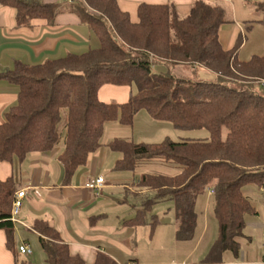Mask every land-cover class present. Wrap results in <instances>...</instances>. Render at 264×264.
Instances as JSON below:
<instances>
[{
  "label": "trees",
  "instance_id": "obj_1",
  "mask_svg": "<svg viewBox=\"0 0 264 264\" xmlns=\"http://www.w3.org/2000/svg\"><path fill=\"white\" fill-rule=\"evenodd\" d=\"M72 1L62 6L58 1L0 0V5L14 9L17 27L28 26L35 18L51 23L58 13L72 10L99 42L98 47L80 54L32 64L18 62L0 74L18 86L17 102L0 123V160L22 161L32 151H50L63 138L57 158L63 167V183L68 184L89 154L103 145L104 126L110 121L131 126L136 113L146 110L154 120L170 121L176 128H205L207 140L150 143L114 138L107 144L120 153L114 170L134 171L153 158L179 168L173 175L143 173L138 177L136 190L153 195L144 196L141 207L124 224L148 225L153 232L158 218L151 215L147 220L151 206L172 200L175 238L191 240L198 221L196 201L208 189L218 231L202 262L219 263L228 250L237 254L246 219L257 214L243 187H264V94L255 88L256 83L264 88V52L241 60L238 51L245 35L240 33L230 48L222 47L219 30L229 18L220 1L193 0L186 15L173 3H140L136 20L117 0ZM255 7L264 12V0ZM156 65L189 66L194 76L208 70L215 77L185 78L167 70L155 71ZM104 85H134L136 92L124 102H104L98 97ZM17 190L13 177L0 179V229L15 260L10 214ZM31 229L38 234L49 264H88L71 253L49 221L37 218ZM90 264L118 262L97 251Z\"/></svg>",
  "mask_w": 264,
  "mask_h": 264
},
{
  "label": "crops",
  "instance_id": "obj_2",
  "mask_svg": "<svg viewBox=\"0 0 264 264\" xmlns=\"http://www.w3.org/2000/svg\"><path fill=\"white\" fill-rule=\"evenodd\" d=\"M43 1L59 2L61 0ZM65 1L70 4L73 2L72 0ZM207 1H220L223 4L229 0ZM244 1L251 2L252 0ZM192 2L193 0H117L119 7L127 11L132 20L137 19L136 9L140 3H173L181 15H186ZM255 20L246 19L244 27L247 31L253 28ZM234 24H238V21H235ZM239 33L243 34L237 25H222L219 30L222 47L230 48ZM243 35H245V40L240 49L249 41L247 35ZM98 45L99 42L95 34L72 10L58 13L51 23H48L46 19L35 18L30 21L28 26L17 27L14 9L0 5V74L13 69L18 62L22 64L38 63L44 59L64 57L69 53L80 54L96 48ZM131 93V88L128 86L104 85L99 89L98 97L105 102L106 98H101V95H108L120 103L126 101ZM17 95L18 86L0 77V123L4 120L5 113L10 107L16 104ZM139 112L136 113L131 126H123L118 121H110L105 124L102 135L105 138L101 139L103 145L89 154L87 163L76 170L68 184L63 183V167L57 158L63 148V138L50 151H32L22 161L17 159H13L11 162L0 160V179L13 177L18 189L25 190L18 219L27 225L14 224L16 260L6 247L4 230L0 229V264H19L20 262L23 264L26 261L21 258L22 254L17 251V247L24 243L29 246L26 242L28 239L26 232L33 233L38 237V234L31 229L33 221L37 218L49 221L58 230L62 240L69 245L71 253L80 255L88 264L93 262L97 251L109 254L118 264L129 261L136 264L185 262L190 260L197 251L201 254L199 256L201 258L199 261L190 260L193 263L264 264V187L257 186L248 189L249 198L256 207L257 214L246 219L243 236L239 238L237 254L228 250L223 253L222 261L219 263L202 262L212 242H209L201 252L199 251L208 232V226L203 224L201 227L197 221L193 238L188 241H180L182 244H190L179 256L180 260H175L177 255L171 259L166 257L159 261L140 255L141 250H138L136 246L138 244L137 232L146 230L148 227L147 225L133 227L124 224V221L133 217L138 209L136 204L126 205L128 203L127 195L132 193L144 197L150 194V191L134 190L138 177L134 178L133 172L131 173L132 185L129 183L130 177L121 175L123 172L114 173L117 174V180L120 181L116 184L110 183L104 176L115 172L112 170V166L120 157L117 151L110 149L107 145L111 139L133 140L134 127L137 125L139 116H142L139 121L142 120L148 126H151L153 122H159L151 118L150 115L146 117ZM139 131L143 133L145 130L139 129ZM149 132L151 134V130ZM140 141L142 140L138 142ZM98 176L104 178V186L101 189L90 188L89 183ZM209 193L211 194V191ZM121 194L124 196L122 199ZM173 226L172 234L175 238L176 225ZM129 228H133L132 231H129ZM156 233V228L153 232L149 228L144 237L152 239ZM27 258L30 264H36V254L32 249Z\"/></svg>",
  "mask_w": 264,
  "mask_h": 264
},
{
  "label": "rangeland",
  "instance_id": "obj_3",
  "mask_svg": "<svg viewBox=\"0 0 264 264\" xmlns=\"http://www.w3.org/2000/svg\"><path fill=\"white\" fill-rule=\"evenodd\" d=\"M260 0H252L244 1V0H229L228 2H224L223 5L227 8L228 12V18L229 22H226L224 25L234 26L237 25L240 27L243 34L247 35V39L249 40L248 43L242 47L239 50V58L241 60H247L250 58L252 54H262L264 52V23L259 22L260 19H264V12L259 11L256 9L255 4ZM62 3V6H66V1L61 0L59 1ZM246 19H256L253 22V28L250 30H246L244 27L246 24ZM231 20V21H230ZM235 21H238V24H234ZM243 29V30H242ZM245 40V38H244ZM262 46V49H261ZM45 60V59H44ZM43 61V60H42ZM40 61V62H42ZM155 71H169L171 74L182 76L185 78H192V79H204V80H214V74L212 72H209L208 70H199V74L197 73L196 76L191 73V68L189 66H185L183 68H170L165 65H156L154 67ZM132 93L134 94L136 92V88L134 85L130 86ZM255 88L257 91L264 94V88L260 84H255ZM101 98H106L104 100H107L105 102H117L114 97H110L108 95H101ZM103 101V100H101ZM142 115H145L148 117V112L146 110H140L139 112ZM140 117L137 118V125L134 127V139L133 141L138 142L139 140H142L140 142H150V143H156L161 142L165 139L170 140H184V139H201V140H207L209 138V132L205 128H195V129H181L176 128L173 126V124L170 121H159L156 123H152L151 126H148L145 122L142 120L139 121ZM139 129L145 130L143 133L139 131ZM151 130V134L150 131ZM144 134V135H143ZM106 135V133H105ZM145 137H143V136ZM105 137H102V140ZM107 138V136H106ZM131 138V137H129ZM112 140V139H111ZM110 140V141H111ZM125 140H131V139H125ZM109 141V142H110ZM108 142V143H109ZM107 143V144H108ZM111 149V148H110ZM120 155V153H119ZM114 165L112 166V170L115 172H111L110 174L104 175L106 180L109 181L112 184H116L120 181L117 180V174L114 173H121L122 176H128L130 177L129 183L132 185V178L131 173H134V178L139 177L143 173H160V174H167V175H173L179 171V168L174 166L172 163H167L159 158H153L150 161L140 164L137 166L134 171H119L113 169ZM117 171V172H116ZM125 181V182H128ZM256 188L255 185H246L243 187V191L245 194H249V188ZM136 188H134L135 190ZM210 190H206L203 194H201L196 202V211L198 213V222L199 225L202 227L203 224L208 226V232L206 234L205 240L202 242L199 251L203 250V248L209 243L213 242L214 239L217 236V219L213 212V196L209 193ZM153 192H150L148 194L149 197H152ZM121 199L124 197L122 194L120 195ZM119 196V197H120ZM143 197L141 195H133L132 193H129L127 195V206L130 204H136L137 207H141V201ZM121 204H124L121 202ZM156 215L158 218L157 226H156V235L149 239L147 237H144L146 233H148L149 226L147 225L146 230H138V244L137 249L141 250V256L147 257L154 261L162 260L163 258L170 257V259L177 255V259L180 260V255L184 251V249H187V245L190 244H182L179 240L174 238L172 234L173 225H175V210H174V203L172 200H164L154 203L150 211L147 213V220L150 221L152 216ZM133 228H129V231H132ZM175 234V233H174ZM26 236H28V239L26 242H28L29 246L31 247L32 251L36 254V264H49L45 260V253L40 245L39 239L36 235L33 233L26 232ZM213 240V241H212ZM191 243V242H190ZM135 246V247H136ZM132 247V246H131ZM134 247V248H135ZM30 254H22L21 258L23 260H28L27 257H29ZM200 253L198 251L192 255L190 260L192 261H199L201 257ZM168 259V260H170ZM185 261L187 263H193L192 261ZM176 263H184L175 261ZM21 264V262L19 263ZM35 264V263H33ZM124 264V263H123ZM198 264V263H197Z\"/></svg>",
  "mask_w": 264,
  "mask_h": 264
},
{
  "label": "built area",
  "instance_id": "obj_4",
  "mask_svg": "<svg viewBox=\"0 0 264 264\" xmlns=\"http://www.w3.org/2000/svg\"><path fill=\"white\" fill-rule=\"evenodd\" d=\"M105 184V180L102 176H98L96 177L94 180H92L89 183V187L90 188H98L101 189ZM25 196V190L24 189H18L15 194H14V199H13V203H12V209H11V214H10V220L11 222L14 224L20 223L24 226H27L26 224H24L22 221H20L18 219V214L22 205V200ZM18 251L21 254H30L31 253V248L26 244H19L18 245ZM124 264H136L134 262H125ZM170 264H197V263H170Z\"/></svg>",
  "mask_w": 264,
  "mask_h": 264
}]
</instances>
